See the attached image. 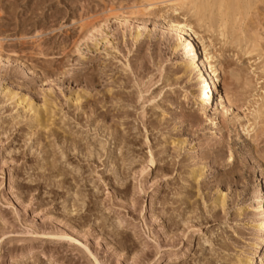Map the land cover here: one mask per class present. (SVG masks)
I'll return each instance as SVG.
<instances>
[{"label":"rangeland","instance_id":"obj_1","mask_svg":"<svg viewBox=\"0 0 264 264\" xmlns=\"http://www.w3.org/2000/svg\"><path fill=\"white\" fill-rule=\"evenodd\" d=\"M149 4L0 0V264H258L264 0L187 14L226 114L164 28L186 8Z\"/></svg>","mask_w":264,"mask_h":264},{"label":"bare ground","instance_id":"obj_2","mask_svg":"<svg viewBox=\"0 0 264 264\" xmlns=\"http://www.w3.org/2000/svg\"><path fill=\"white\" fill-rule=\"evenodd\" d=\"M152 1L154 0H147L148 4ZM242 1L243 0H161L162 3L169 4L174 12H177L178 10H181L183 8H186L187 10V13L185 14L181 13L179 20L168 19L167 21H165L164 28L169 32L174 33L176 43L173 47V50L180 51L182 53L185 59L184 72H189V74L195 75L194 80L197 83L199 90V98H197V101L200 103L204 114L212 110L216 98L218 99L217 103H215L217 106L216 110L220 109L223 114L229 112V110L232 108V104L227 99L226 94H223L220 91L222 85V75L220 68L217 66V64H215V62L217 61V55L213 53L210 44L206 43L203 40L202 35L196 32L194 26L187 21V14L193 13L197 25H200L199 27L202 28L204 24L205 27L204 26L203 27L206 30L208 25L207 26L205 25L203 14L204 11L206 12L205 9L208 6L209 7L216 6L217 11L219 12L223 9L225 10L224 11L225 14L228 15L227 10L228 9L230 10L231 7H234L235 5L239 4ZM238 9H236L237 12L233 11L234 12L232 16L233 20L237 19V15L239 14ZM220 13H223V11ZM224 15L222 14L220 16L224 17ZM226 24L227 23L225 21L222 27L226 28L225 26ZM135 37L136 38L139 37V34H136ZM200 46L202 47L203 55L200 53ZM262 97H263V93H262ZM262 97L260 98V102H261L260 105L259 106L257 105L258 109L257 110L254 109L255 110L254 113H257L258 115L260 114L259 113L260 109L264 110V98ZM194 101L196 100L194 99ZM257 101L259 102V100ZM28 102L30 104L32 103L30 99H28ZM216 114L214 115L213 119L210 121V125L213 128H218L219 126L217 123L218 119L216 117ZM244 126H246V124H244ZM246 130L248 129L246 128ZM153 165H154V159L151 158L149 159V167L150 166L152 167ZM259 185L260 187L259 189H257L254 195V201L257 204L256 206L257 208L255 207L254 209L260 212L259 214L260 217L254 223V227L261 228L264 232V186L261 183H259ZM224 201H225L224 195H220L218 197V202L220 204H223ZM263 241H264V234L259 236L255 244L252 245L253 246V251L251 253L252 255L257 254V251L262 245ZM25 256H26L25 254H21L22 258H25ZM258 258H259L258 264H264V246H262V248L259 250ZM245 262L246 264H254L250 262V258H247Z\"/></svg>","mask_w":264,"mask_h":264}]
</instances>
